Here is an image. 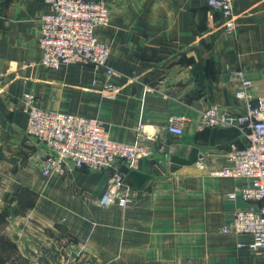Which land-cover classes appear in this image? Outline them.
<instances>
[{
    "label": "crops",
    "instance_id": "obj_1",
    "mask_svg": "<svg viewBox=\"0 0 264 264\" xmlns=\"http://www.w3.org/2000/svg\"><path fill=\"white\" fill-rule=\"evenodd\" d=\"M106 1L111 23L97 34L111 46L113 91L103 88V68L40 63L45 0H0V264H264L263 253L238 246L246 237L221 231L248 204L226 198L243 180L210 173L246 145L245 133L201 125L210 106L245 112L233 70L251 80V101L264 95V0H237L233 31L205 0ZM25 92L146 151L133 167L46 177L45 146L25 132ZM170 115L186 117L182 135L165 127ZM141 123L158 137H143ZM116 171L133 198L125 211L98 204Z\"/></svg>",
    "mask_w": 264,
    "mask_h": 264
},
{
    "label": "built area",
    "instance_id": "obj_2",
    "mask_svg": "<svg viewBox=\"0 0 264 264\" xmlns=\"http://www.w3.org/2000/svg\"><path fill=\"white\" fill-rule=\"evenodd\" d=\"M49 10L40 17L38 46L42 57L40 63L50 69H60L72 64H90L103 68L104 90L113 91L110 82L117 72L111 64V46L98 34L99 27L109 26L111 11L106 0H45ZM206 4L221 13L227 31L236 27L234 6L237 0H205ZM232 77L237 81V98L246 101L242 114L220 113L215 107L202 112L201 125L233 126L241 129L247 138L246 145L232 148L228 152V162L210 173L218 177H231L243 180L226 198L236 201L241 197L248 204L232 209L222 225L224 234L245 240L239 247L264 254V95L251 101L249 87L251 80L243 70H233ZM28 136L42 142L46 156L42 159V173L49 177L65 174L71 168H86L103 171L120 161L130 167L136 165L146 147L112 139L106 126L98 119L60 110H49L37 103L36 95L23 94ZM187 119L181 115H170L165 127L171 133L182 135ZM141 123L140 133L146 139L158 137L157 131L149 132ZM124 175L114 172L98 204L109 207L114 204L125 207L133 198L123 193Z\"/></svg>",
    "mask_w": 264,
    "mask_h": 264
},
{
    "label": "rangeland",
    "instance_id": "obj_3",
    "mask_svg": "<svg viewBox=\"0 0 264 264\" xmlns=\"http://www.w3.org/2000/svg\"><path fill=\"white\" fill-rule=\"evenodd\" d=\"M31 93V92H30ZM66 174V173H65ZM65 174H62V175H65ZM57 175V174H56ZM61 175V176H62ZM110 208H109V210L110 209H112L113 207H116L119 211H125V209H126V207L127 206H125V207H122V206H119V205H117V204H115V205H112V207L111 206H109ZM122 215H124V214H122ZM112 220V214H110L109 216H108V218H105V221L107 222V221H111ZM184 221H187L186 219H184ZM224 235V234H223ZM225 235H231V234H225ZM224 235V236H225ZM233 236V235H232ZM235 236V235H234ZM253 252H256V251H253ZM92 264H95V263H92Z\"/></svg>",
    "mask_w": 264,
    "mask_h": 264
}]
</instances>
